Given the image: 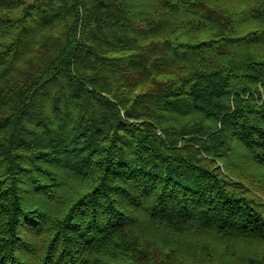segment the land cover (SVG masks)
Returning a JSON list of instances; mask_svg holds the SVG:
<instances>
[{
	"label": "trees",
	"instance_id": "1",
	"mask_svg": "<svg viewBox=\"0 0 264 264\" xmlns=\"http://www.w3.org/2000/svg\"><path fill=\"white\" fill-rule=\"evenodd\" d=\"M0 264H264V0H0Z\"/></svg>",
	"mask_w": 264,
	"mask_h": 264
}]
</instances>
